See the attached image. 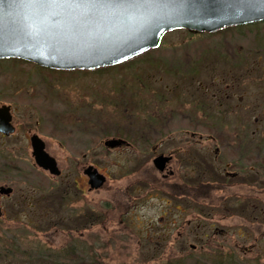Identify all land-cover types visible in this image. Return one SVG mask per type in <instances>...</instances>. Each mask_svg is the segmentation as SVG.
<instances>
[{"label":"flooded vegetation","instance_id":"flooded-vegetation-1","mask_svg":"<svg viewBox=\"0 0 264 264\" xmlns=\"http://www.w3.org/2000/svg\"><path fill=\"white\" fill-rule=\"evenodd\" d=\"M255 24L244 26L252 29ZM242 27L234 26L230 30ZM241 34L256 38V34L249 30ZM219 51L221 57L227 58L225 50L221 48ZM195 60L198 63L201 59ZM219 67L225 68L223 76L227 80L219 85V89L214 90L215 85L210 82L203 87L200 102L202 123L192 117L195 116L192 112H164L155 117L138 113L140 117L134 114L135 120L129 119L132 122L123 119L122 127L114 129L115 137L101 141L108 155L123 157L122 161L117 158L115 162L111 161L112 170L108 171H102L89 160L92 154L88 151L80 155L83 163H70L64 167L46 150V142L39 134L29 130L19 135L11 106L0 105L9 107L6 115L10 116L12 128L7 134L0 131V220L6 223L5 216L10 209L9 220L13 223L12 229L1 235L0 260L13 258L17 263L25 254L28 259L35 260L26 264H38L41 260L48 264H100L101 260L95 258L99 256L100 244L107 246L113 240L123 246L126 239L135 238L141 264L248 263L243 256L252 252L253 243L241 247L238 250L240 255H236L237 245L221 249L214 245L213 238H226L228 230L221 228L227 217L243 221L262 219V216H254L258 208L263 209L257 196L264 191V130L257 127L261 122L257 115H252L250 100L252 86L256 94L257 88L264 94V84L238 80L242 71L246 77H254L251 67L243 70L247 67L245 63H226ZM253 102L256 106L255 99ZM173 118L184 120L191 126L185 125L182 130L170 127ZM176 130L182 138L174 144L169 142V136ZM90 135L88 141H93L92 130ZM14 137L19 143L16 156L7 150L8 140ZM23 139L25 144L21 143ZM110 140L122 143L106 146ZM94 145L97 143L90 146L88 142L90 152ZM67 146L69 153L74 154L70 142ZM128 151L132 152L131 156L124 158ZM51 160L58 174L51 173ZM146 170V175L150 173L153 177L152 184L139 179ZM91 174L104 179L99 187L91 182ZM51 181L59 185H51ZM30 185L41 192L51 190L49 196L42 198V202L37 197H29ZM21 188H26L27 192ZM112 189L115 191L104 203L105 210L96 211L92 208L96 202L90 201L83 212H77L75 205L83 198L91 196L96 199V195ZM247 189L249 192L243 194L242 191ZM214 191L220 196L212 195ZM17 192L19 196L16 198ZM146 198L164 201L163 206L152 208L153 212L156 211L155 216L148 213L138 216L140 204ZM201 200L206 207L194 208ZM217 212L222 213L220 218L215 217ZM35 224H39V231L35 232L44 233L45 237L48 233L55 235L60 229L67 232L46 246L28 241ZM86 232H89L88 236L84 235ZM196 252L198 254H194Z\"/></svg>","mask_w":264,"mask_h":264},{"label":"rangeland","instance_id":"rangeland-1","mask_svg":"<svg viewBox=\"0 0 264 264\" xmlns=\"http://www.w3.org/2000/svg\"><path fill=\"white\" fill-rule=\"evenodd\" d=\"M247 30L251 31L252 34H256V38L245 37L241 34ZM201 35L188 33L187 30L183 29L172 30L164 34L159 46L161 50L152 53L151 56L153 58L160 57L161 62L158 65L137 61L130 66L109 67L104 71L97 69L91 72H61L43 69L33 64L24 63V61L21 62V60H0V105L11 106L13 121L16 127L19 128V135L21 133L26 134L29 130H31V133L39 134L46 142V150L57 161H61L60 164L64 167L69 166L70 163L75 165L83 163L80 155L88 151L92 154L89 160H92L99 169L102 171L112 170L110 162H115L117 156L108 155L101 141L109 137H115L113 135V133H116L114 129L117 130V128L122 127L123 119L132 122V120H135L132 115L136 114L137 117H140L138 113H146L150 114V117H155L164 112L186 114L192 112L195 114V116L191 114L192 117H195L197 122L202 123L200 102L202 101L203 87L210 82L211 85H215L214 90L219 89V85L227 80V77L223 76L225 68H218L221 64L239 63L242 65V63H245L247 67L243 70L251 67L254 77L248 78L245 71H239L241 78L239 77L238 80H254L253 84H264V51L259 50L264 49V22H260L252 29L243 26L238 29L221 31V33L211 37L203 38L204 35ZM200 37L206 43L208 49L201 52L199 56H183V52H178L176 55L171 53L172 48L184 47L185 43L192 39L199 40ZM221 48L225 50L224 54L227 58L220 56L219 49ZM196 58L201 60L197 63ZM212 81H215V83ZM251 89L253 91L250 100L253 103L252 115L258 116L261 123L257 127L264 130V94L259 92V88H257V94L253 86ZM254 99L256 100V106L253 102ZM262 112L263 116L261 115ZM127 115L130 117L127 118ZM170 122V127L181 130L187 125L184 120L181 121L178 118H173ZM43 127L45 128L42 129ZM198 127H202V125L198 124ZM46 130L49 132H46ZM91 130L93 141H88L91 138ZM177 132L179 130L169 136L171 138L169 142L178 143L177 139L182 138V136ZM68 142H70L74 154L69 153L67 149ZM88 142L90 146L91 143H97V145L92 146L94 149L92 152H90ZM191 142L193 143L192 140ZM21 143L25 144L24 139ZM18 144L16 137L8 140L7 150L14 156L19 154V151H17ZM131 154L130 151L125 152L124 158H127V155L131 156ZM28 159L29 157L24 160L27 161ZM122 159L123 157H118L117 161H122ZM114 170L116 171L117 167ZM147 172V170L143 172L139 179L152 184L153 177L150 173L146 175ZM51 185L57 186L59 183L51 181ZM116 185L120 186L121 184ZM30 187L32 186L30 185ZM19 188L18 186L17 189L19 190ZM32 188L33 192L29 191V197H37L39 202H42V198L46 199L51 191L41 192ZM21 190L24 193L27 192L26 188H21ZM114 191L115 189L102 192L100 195H96V199L87 196V198H83L81 202L76 204L75 208L78 213L83 212L84 206L89 205L92 201L96 202L92 205L93 209L103 211L106 207L104 203ZM257 191L260 192L259 188H257ZM247 192H249L248 189L242 191L243 194ZM212 195L220 196L216 191ZM262 195H264V191L257 198L259 197L261 203H258L263 209L258 208L259 211L254 216L259 218L262 216L261 220L243 221L240 218L227 217L222 222L224 226L221 229H227L228 235L226 238L219 236L213 238L215 239L214 245L221 249L230 245H237L234 251L236 255H240L238 250L241 247H249L250 243H253L252 252L243 256L245 260H248L246 264H264V196ZM18 196L19 193L17 192L14 197L17 198ZM143 203L140 204L138 216L145 213L155 216L156 211L153 212L152 208L155 210L164 205V201L149 200L148 198ZM193 207L206 206L201 200ZM11 215L12 213L8 209L5 216L6 223H1L0 220V228L3 230L0 233V239L1 235H4L13 227L12 221L9 220ZM221 216L222 213L220 212L215 215L216 218ZM203 222L208 223L207 220H203ZM38 226L39 224L33 226L34 231L30 232L28 241L40 242V244L48 246L53 240H58L61 233L63 235L67 232L60 229L55 235L48 233L45 237L44 233L35 232L39 231L37 230ZM206 233L204 232V234ZM84 235L88 236L89 232L84 233ZM198 237L195 239L197 240ZM135 240V238L126 239L123 246L120 242L116 244L113 240L108 242L107 246L100 244L98 248L99 256L96 255L95 258L101 260L102 263L100 264H141L138 259L141 254L136 248L137 242ZM100 247L102 248L100 249ZM194 254H198V252ZM32 255L39 258L34 252H32ZM18 259L17 263L13 258L7 259V261L2 259L0 264H26V262L33 260L28 259L25 254ZM38 262V264L49 263L44 260ZM143 264L154 263L145 262Z\"/></svg>","mask_w":264,"mask_h":264},{"label":"water","instance_id":"water-1","mask_svg":"<svg viewBox=\"0 0 264 264\" xmlns=\"http://www.w3.org/2000/svg\"><path fill=\"white\" fill-rule=\"evenodd\" d=\"M122 8L94 16L53 10L45 18L26 0H0V59L14 58L60 70H87L125 63L156 48L174 29L196 33L264 21V0H115ZM8 106L0 107V131L12 132ZM122 142L110 140L106 146ZM51 173L58 174L53 160ZM99 187L101 176L91 174Z\"/></svg>","mask_w":264,"mask_h":264},{"label":"snow or ice","instance_id":"snow-or-ice-1","mask_svg":"<svg viewBox=\"0 0 264 264\" xmlns=\"http://www.w3.org/2000/svg\"><path fill=\"white\" fill-rule=\"evenodd\" d=\"M26 2L45 18L51 17L53 10H59L68 15L94 16L101 10L126 6L116 3L115 0H26Z\"/></svg>","mask_w":264,"mask_h":264},{"label":"trees","instance_id":"trees-1","mask_svg":"<svg viewBox=\"0 0 264 264\" xmlns=\"http://www.w3.org/2000/svg\"><path fill=\"white\" fill-rule=\"evenodd\" d=\"M257 24H259V23H256L255 24V26H257ZM231 29V27H227V28H225V29H222V30H218V31H216V32H214V33H211V34H202V35H204V36H202L203 38L204 37H211V36H215V35H217V34H219V33H221V31H229ZM186 45L184 46V47H181V46H177V47H175V48H172L171 49V53L172 54H174V55H176L178 52H183L184 54H183V56H188V55H190V56H192V57H195V55H198V54H200L201 52H203V51H206L207 49H208V47L206 46V43H204L203 42V40H201V37H200V39L199 40H194V39H192V40H190L188 43H185ZM161 49L158 47V48H156V49H152V50H150L149 52H147V53H144L143 55H141V56H139V57H137V58H134V59H132L131 61H128V62H126V63H124V64H122V65H119V66H124V65H126V66H130L131 64H134V63H136L137 61H145V62H149V63H152V64H160V62H161V59H160V57H156V58H153V57H151L152 56V53H154V52H158V51H160ZM6 60H14V61H20V60H17V59H6ZM21 62H23V61H21ZM24 63H27V64H31V63H28V62H24ZM117 67V66H116ZM107 68H109V67H106V68H102V69H100V70H102V71H104V69H107ZM111 68H113V67H111ZM99 70V71H100Z\"/></svg>","mask_w":264,"mask_h":264}]
</instances>
